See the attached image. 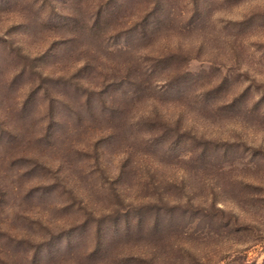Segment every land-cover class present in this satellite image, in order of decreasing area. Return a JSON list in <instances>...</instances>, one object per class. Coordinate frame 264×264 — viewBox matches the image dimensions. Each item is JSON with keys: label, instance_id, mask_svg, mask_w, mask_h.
Instances as JSON below:
<instances>
[{"label": "rangeland", "instance_id": "obj_1", "mask_svg": "<svg viewBox=\"0 0 264 264\" xmlns=\"http://www.w3.org/2000/svg\"><path fill=\"white\" fill-rule=\"evenodd\" d=\"M0 264H264V0H0Z\"/></svg>", "mask_w": 264, "mask_h": 264}]
</instances>
